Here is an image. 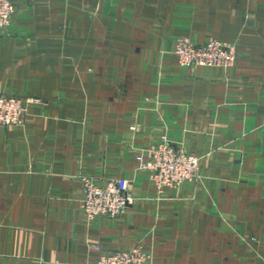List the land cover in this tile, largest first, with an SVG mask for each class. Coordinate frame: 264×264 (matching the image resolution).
Instances as JSON below:
<instances>
[{
  "label": "crops",
  "instance_id": "obj_1",
  "mask_svg": "<svg viewBox=\"0 0 264 264\" xmlns=\"http://www.w3.org/2000/svg\"><path fill=\"white\" fill-rule=\"evenodd\" d=\"M12 2L0 94L38 101L0 126V264L134 246L149 264H264V2ZM179 37L233 44L234 65L179 66ZM163 135L199 177L158 193L135 157ZM82 176L127 179L132 203L88 220Z\"/></svg>",
  "mask_w": 264,
  "mask_h": 264
},
{
  "label": "built area",
  "instance_id": "obj_2",
  "mask_svg": "<svg viewBox=\"0 0 264 264\" xmlns=\"http://www.w3.org/2000/svg\"><path fill=\"white\" fill-rule=\"evenodd\" d=\"M13 13L12 0H0V31L9 26ZM173 53L181 67L226 69L235 62L233 44L214 38L197 44L188 37H179L175 41ZM32 101L0 94V126L21 125L27 105ZM134 129L133 126L130 127V130ZM135 159L137 168L148 172L149 180L158 193L165 188H178L199 177L200 157L171 143L165 135L156 144L140 149ZM80 181L83 193L80 206L88 220L102 215L117 217L132 203L128 180L125 178L112 179L104 186L97 185L93 178L87 176H82ZM93 247L99 249L98 245L94 244ZM151 258L150 252L141 246H134L102 253L94 264H149Z\"/></svg>",
  "mask_w": 264,
  "mask_h": 264
}]
</instances>
